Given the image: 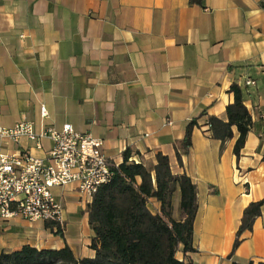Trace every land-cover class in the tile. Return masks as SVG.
<instances>
[{"label": "crops", "instance_id": "obj_1", "mask_svg": "<svg viewBox=\"0 0 264 264\" xmlns=\"http://www.w3.org/2000/svg\"><path fill=\"white\" fill-rule=\"evenodd\" d=\"M262 1L0 0V124L12 128L28 120L40 131L69 123L100 138L115 163L123 161L126 149L131 160L146 165L156 163L157 152L167 155L172 172H185L197 191L195 251L185 258L193 264L264 261V203L232 252L243 209L264 198ZM233 82L242 88L252 119L239 159L233 153L236 128L221 143L210 138L202 116L180 166L175 144L186 124L202 111L226 120ZM41 106L48 118L41 117ZM41 144L38 149L27 137L18 143L0 138V152L27 150L44 158L52 143L43 138ZM54 193L62 205L64 196L70 199L63 206L64 238L50 233L45 243L22 245L67 244L75 257H92L86 203L72 185ZM179 200L176 191V220ZM148 206L160 211L154 198ZM22 222L27 221L5 223Z\"/></svg>", "mask_w": 264, "mask_h": 264}, {"label": "trees", "instance_id": "obj_2", "mask_svg": "<svg viewBox=\"0 0 264 264\" xmlns=\"http://www.w3.org/2000/svg\"><path fill=\"white\" fill-rule=\"evenodd\" d=\"M260 5L263 6L264 2H260ZM229 93L233 94V101L226 106V120L202 111L188 121L184 137L175 144V155L180 166L182 156L191 147L192 131L202 116H206L210 138L221 143L232 138L233 127L236 128L238 136L233 153L239 159L252 119L244 104L242 88L233 82ZM130 155V149H126L121 163L110 162L111 179L97 188L83 211L92 230L89 244L94 251L92 257H75L67 244L59 249L24 244L19 249L0 253V264H193L185 258V254L195 251L192 247L197 211L195 184L185 172L173 173L168 156L161 152L156 153L154 165L135 162ZM176 191L180 196L179 220L172 217V199ZM151 198L159 202V212L150 210L148 203ZM263 203L264 198L250 202L243 209L232 252L240 243L242 233L252 230ZM43 225L53 234L64 238L63 227L59 224L44 222ZM179 251L184 258L177 257ZM245 264H264V261L248 260Z\"/></svg>", "mask_w": 264, "mask_h": 264}, {"label": "built area", "instance_id": "obj_3", "mask_svg": "<svg viewBox=\"0 0 264 264\" xmlns=\"http://www.w3.org/2000/svg\"><path fill=\"white\" fill-rule=\"evenodd\" d=\"M254 85L253 80H246ZM42 118H48L44 106ZM21 137L41 149V139L51 141L44 158L27 150L0 152V221L23 219L28 222L65 223L64 208L55 188L74 186L80 198L88 203L97 188L111 179L110 158L103 141L91 133H80L71 124L42 127L36 131L32 121L22 120L12 128L0 124V138L18 143Z\"/></svg>", "mask_w": 264, "mask_h": 264}, {"label": "rangeland", "instance_id": "obj_4", "mask_svg": "<svg viewBox=\"0 0 264 264\" xmlns=\"http://www.w3.org/2000/svg\"><path fill=\"white\" fill-rule=\"evenodd\" d=\"M62 200L64 201L63 206L65 208L70 199L64 196ZM73 225L72 221L68 222L67 234L69 236L71 235ZM64 229L65 223L63 224ZM50 233L52 232L45 229L43 222L40 221L22 223H5L0 221V253L10 252L25 241L45 243L46 239H51ZM177 257H179V254Z\"/></svg>", "mask_w": 264, "mask_h": 264}]
</instances>
